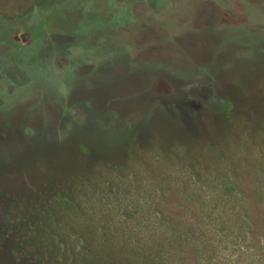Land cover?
Masks as SVG:
<instances>
[{"label": "rangeland", "instance_id": "obj_1", "mask_svg": "<svg viewBox=\"0 0 264 264\" xmlns=\"http://www.w3.org/2000/svg\"><path fill=\"white\" fill-rule=\"evenodd\" d=\"M195 1L0 0V264H69L98 239L114 263L244 264L224 251L233 236L219 215L237 235L245 208L256 251L251 235L264 233V0L199 3L238 10L219 18L172 15ZM202 25L214 29L197 39L203 44L192 33ZM157 52L167 58H147ZM173 90L212 105L178 122L175 104L184 105ZM135 128L142 139L125 154H104ZM171 137L196 138L201 149L158 144ZM88 217L95 222L80 234ZM170 224L188 232L192 253L160 244ZM142 233L156 237L149 244L158 239V255L129 250L147 243Z\"/></svg>", "mask_w": 264, "mask_h": 264}, {"label": "trees", "instance_id": "obj_2", "mask_svg": "<svg viewBox=\"0 0 264 264\" xmlns=\"http://www.w3.org/2000/svg\"><path fill=\"white\" fill-rule=\"evenodd\" d=\"M173 89L175 87H172ZM178 91V90H177ZM179 94H175V91L173 90V96L171 97V99H173L175 97V99L177 100V102H179L180 104L184 105L183 107L181 105L175 104L174 102L171 101V103H174L176 105L175 112L173 113L174 116L176 117V119H182V117L185 118H191L194 119L195 116H197L196 111L199 110V108H207L209 107L212 101L209 100H199L198 103H195V98L192 96H187L184 93H181L180 91H178ZM175 94V96H174ZM188 106V107H187ZM204 106V107H203ZM260 127L262 129V132L264 133V124L260 123ZM231 129V127H230ZM35 133H39L41 135H43V133L45 131H43V129L41 127H36L34 128ZM233 132V131H232ZM50 134V133H49ZM53 134V133H51ZM55 137V134H53ZM121 138L119 140H116L115 142L111 143L109 149L110 151L106 152L103 151L104 154H108V155H112V156H119V155H123L125 153H122L125 150V147L127 146L129 141H132L133 139L136 140H140L142 139L141 133L139 131V129L135 128L132 129L131 131H124L122 132ZM169 141L167 140H160V142L158 144H160L162 147H166L171 145L174 141H176V145L183 147H192L194 149H201L200 146H198L199 142L196 138H192V137H188V138H182L183 141L185 142H180L177 140H174L175 138H168ZM179 139V138H177ZM181 139V138H180ZM143 142V141H142ZM180 142V143H179ZM81 144V149L83 150H87V148L85 147V143H80ZM235 147H237V145H234ZM143 150V148H141ZM91 153V150H88ZM87 151V152H88ZM144 151V150H143ZM143 151H139L140 152V156H144L145 152ZM216 151H218L220 158L224 161V158H222L223 153L221 152L220 148L218 146H216ZM93 154V153H92ZM91 179V180H89ZM87 181H83L82 184H86L88 181L90 183H95L96 179L95 178H89ZM118 182L120 183L119 177H117ZM125 184V183H124ZM88 185V183H87ZM100 185V184H99ZM74 186H77L76 184H74ZM261 197L264 199V190H261ZM107 193V191H106ZM125 201V200H124ZM211 201V200H210ZM126 202V201H125ZM69 204H73L70 203ZM210 205V204H209ZM211 206V205H210ZM143 208H145V205H143ZM208 214L211 215V207L210 210L208 211ZM216 214V213H215ZM219 217L224 220L223 223L227 224L224 226L225 232H228L230 235H232L233 237L231 238L230 241H228V245H224V251L227 253H231V252H238L240 254V258L242 259L241 256H243L246 259V262L244 264H264V233L261 234V239L257 240L254 239L253 236L251 235V241L253 240V247L256 249L253 250L251 249V246L248 245V239L249 237L246 236L247 232H248V225L249 224V233L251 234V230L252 232L255 231V227H254V220L252 219V215L250 214V210L248 208L243 209L242 213L239 215V219L242 222V225L244 227V232H242V226H240V230L239 233L237 235H235L233 232H235L233 230V225L231 223H227L225 222V219H223V215H219ZM238 218V217H236ZM220 219V221H221ZM211 220V219H210ZM228 220H231V218H228ZM86 223L82 224L81 226H79L80 228V234L85 235L86 233H88V231L90 230V223H94L95 220L93 218L88 217L85 220ZM175 222V221H174ZM213 222V221H212ZM87 223H89L87 225ZM87 225V226H86ZM181 228L179 226L170 224L169 225V236L165 233H162L163 235V239L164 242L160 243V244H170V245H176L179 246L180 243V251L181 252H185V253H192V248L193 246L191 245L192 242H190L191 238H189L190 235H188V232H183L182 230H180ZM232 229V230H231ZM84 231V233L82 232ZM178 233H177V232ZM187 233V234H186ZM145 235L147 236L145 238ZM142 236L147 240V243L142 239V242H144V244H141L140 246H134L130 247L129 244V250L130 251H134L136 254H140L143 251H147L151 252L150 254L155 256L154 252H157L156 255H158L160 253L161 247L160 248H156L155 246V242H152V244H149L153 239H156V237H152L149 234H144L142 233ZM157 236V235H156ZM87 238L91 237V234H88L86 236ZM168 240V241H167ZM92 242L88 245V247L85 249V257L80 258V260H76V261H70L69 264H124L123 262L118 261L117 263H114V260L111 256H107L106 254V247L102 246V243L104 242L101 239H98L97 243H94L93 240H91ZM204 245L205 242L201 241ZM149 245V247H148ZM147 246V247H144ZM118 249L121 248L122 250L124 249V247H120L119 245L117 246ZM163 247V246H162ZM229 248H233V249H229ZM127 249V248H126ZM197 250V249H195ZM204 249L202 248V250H197L198 254L200 255L201 258H203V254L201 253ZM203 253H206V251L204 250ZM84 256V255H83ZM228 257V262H230V258ZM240 264L242 262H239Z\"/></svg>", "mask_w": 264, "mask_h": 264}, {"label": "flooded vegetation", "instance_id": "obj_3", "mask_svg": "<svg viewBox=\"0 0 264 264\" xmlns=\"http://www.w3.org/2000/svg\"><path fill=\"white\" fill-rule=\"evenodd\" d=\"M203 1H205V0L195 1L194 8L180 9V10L174 11L172 15H176L180 19L181 18H193V17H196V16L197 17H199V16H206L207 17L208 16V17H218L219 18V17H222V16H228L230 12H236V13H238V10H236V9H229V5H227L226 2H223V4L220 5V7L222 9H199V8L197 9V7H199V3L203 2ZM211 1H215V0H211ZM225 1H227L228 3H230V1L234 2V0H225ZM217 5H219V4H217ZM190 22H192L191 19H190ZM200 27L201 28H199V29H197V30H195V31L192 32V33H194L193 34L194 35L193 38L196 39V40L197 39H201L200 38L201 36L204 37L205 34L202 35V33L204 32V30H209V31L214 30L211 26H206V28H205V25H202ZM215 28H216L215 30H217L218 28H221L222 29V27H215ZM22 38L25 39V35H23ZM193 38H187L186 39L185 37H178V38L175 37L176 41H178V42L180 41V43H181V39H183L182 42H184V41H186L188 39H193ZM204 39L206 41H208V38L207 37H205ZM227 39H228V37L226 36L225 37V41H222V42L224 44L225 43L227 44ZM186 42H190V41H186ZM194 42H201V41L197 40V41H194ZM202 42H205V41L202 40Z\"/></svg>", "mask_w": 264, "mask_h": 264}, {"label": "water", "instance_id": "obj_4", "mask_svg": "<svg viewBox=\"0 0 264 264\" xmlns=\"http://www.w3.org/2000/svg\"><path fill=\"white\" fill-rule=\"evenodd\" d=\"M150 55L151 56L148 55L147 58H158V59L162 58V60L167 58L164 54H162V53L160 54V52H157L156 54H150ZM177 81H179V80H177Z\"/></svg>", "mask_w": 264, "mask_h": 264}]
</instances>
